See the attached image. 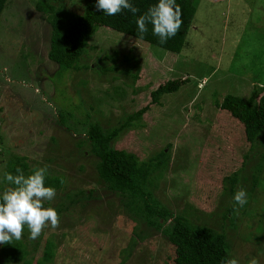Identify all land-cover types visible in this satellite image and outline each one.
<instances>
[{"label":"rangeland","instance_id":"obj_1","mask_svg":"<svg viewBox=\"0 0 264 264\" xmlns=\"http://www.w3.org/2000/svg\"><path fill=\"white\" fill-rule=\"evenodd\" d=\"M37 1L7 0L0 14V193L10 186L4 176L13 155L24 157L29 169L47 166L48 175L64 179L54 199L45 202L58 212L59 227L49 225L35 240L23 232L32 264H177L176 245L148 228L123 194L104 187L98 157L88 153L84 135L65 129L80 131L76 111L87 106L90 121L104 128L121 126L147 106L112 141L139 166L155 163L152 157L162 148L167 152L157 174L142 185L145 198L152 195L182 212L199 229L212 225L225 232L229 259L238 264H264V178L254 185L251 177L264 153V135L250 151L239 122L216 106L227 93L247 97L254 86H264V0H199L177 54L100 27L82 54V66L63 72L47 56L50 28ZM44 1L83 12L82 0ZM111 66L116 70H107ZM180 77L187 80L178 90L151 101L154 88ZM244 154L251 157L241 185L254 187L250 208L234 221L239 228L249 226L239 237L217 206L222 178L243 165ZM87 189H94L93 197L80 196ZM199 229L191 245L181 241V247H197Z\"/></svg>","mask_w":264,"mask_h":264},{"label":"trees","instance_id":"obj_2","mask_svg":"<svg viewBox=\"0 0 264 264\" xmlns=\"http://www.w3.org/2000/svg\"><path fill=\"white\" fill-rule=\"evenodd\" d=\"M82 1V13L56 8L53 4L44 0H38L35 5L36 9L45 15V20L50 28L47 56L56 63L57 70L61 72L74 71L82 66V64L80 65L82 54L91 37L100 27L123 33L150 46H158L173 54L180 53L186 45L187 31L191 26L199 0H176V3L182 9L183 24L178 33L164 44H161L158 37L153 34L151 25H148V31L141 36L136 23L138 16L143 14L151 5L158 3V0H130L139 9V12L133 15L130 11L123 10L114 16H108L98 10L95 6L96 0ZM6 3L7 0H0V14ZM124 59L128 60V57L125 56ZM107 70H116V67L111 66ZM186 80L187 78L180 77L159 84L150 92L151 101L157 102L162 95L178 90ZM78 94H80L79 91ZM216 106L220 111L229 114L232 119L239 122L242 138L249 144V150H254L259 137L264 135V86H254L247 97L227 93L219 102H216ZM146 109L147 106L132 113L119 127L104 128L99 123L90 121V107L87 106L85 112L79 109L76 111L77 122L75 124H79L80 131H71L70 127H65V129L76 136L77 133L84 135L82 139L89 145L88 153L90 152L98 157L96 169L99 176L98 179L104 183V187L109 191L123 194L125 205L141 216L148 228L160 232L169 243L176 245L177 264H225L230 258L231 248L225 232L215 229L212 225L200 226L201 229H199L192 222L184 219L182 212L178 213L168 209L157 199L153 198L152 195L145 198V188L143 189L142 185L148 176H154L155 171L157 174L158 167L167 156L164 148L159 151L156 157H152L155 163L149 160L147 164L143 163L144 165L139 166L134 155L117 150L112 144L116 135L125 126H130ZM68 116L71 117L70 113H67ZM84 153L86 152L80 150V154L84 155ZM250 157L248 154H244L243 165L222 178V187L217 206L223 217L229 216L232 226L238 229L237 235L239 237H244L247 234L249 226L248 223H245L239 228L234 223L235 218L239 215H244L250 207L247 202L244 207L240 208L234 201V194L242 188L246 190L248 198H251L250 195L253 193L254 185L258 184L260 178H264V153H262L260 155L261 159L257 161L254 172L251 174L254 185L250 189H246L244 185H241V182L247 178V175H244L242 171ZM5 168V174L16 175V169L20 168L26 176L34 170L28 168L24 157L15 155L8 160ZM63 180L62 175L50 176L46 174L45 185L58 189L62 185ZM4 181L6 180L4 179ZM93 192L94 189H87L79 191V194L80 196L91 198L93 197ZM73 199L75 198L70 200ZM251 208L253 209V207ZM261 222L264 224L263 219H261ZM198 229L199 233H201L197 238L198 246L192 249L181 247L180 243L184 244L181 241H187L191 245L189 239L193 237L194 232ZM24 231H28L27 227H25ZM261 231H264V229L260 225L259 232ZM190 251H192L191 258L188 255ZM28 253L26 243L22 239L13 240L12 243L8 244H1L0 247V255L5 264L10 262L32 264V258L28 259L27 257ZM37 264L40 263L37 262Z\"/></svg>","mask_w":264,"mask_h":264},{"label":"clouds","instance_id":"obj_3","mask_svg":"<svg viewBox=\"0 0 264 264\" xmlns=\"http://www.w3.org/2000/svg\"><path fill=\"white\" fill-rule=\"evenodd\" d=\"M96 8L108 16H114L123 10L133 15L139 12L130 0H96ZM137 27L141 36L152 26V32L161 44L174 37L180 30L182 9L176 0H158L137 18ZM16 175L6 173L4 179L9 187L0 193V244L12 243L22 239L27 227L30 239H37L42 231L48 227H59L60 216L55 208L45 206L56 195L55 188L45 185L47 166L36 168L31 174L25 175L20 168ZM234 201L240 208L248 202L246 190L239 189L234 194ZM238 211V209H236ZM225 264H238L233 258ZM253 264H256L253 261Z\"/></svg>","mask_w":264,"mask_h":264}]
</instances>
